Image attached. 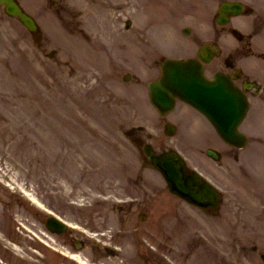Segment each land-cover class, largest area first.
Wrapping results in <instances>:
<instances>
[{"label": "rangeland", "instance_id": "1", "mask_svg": "<svg viewBox=\"0 0 264 264\" xmlns=\"http://www.w3.org/2000/svg\"><path fill=\"white\" fill-rule=\"evenodd\" d=\"M128 1L130 0H73L75 4L82 6L81 12H85L79 20L87 23L90 29L103 38L112 35V32L124 35L122 26L126 15L122 5ZM170 1L173 2L142 0L146 6L159 5L167 16L182 9L170 5ZM181 1L184 11L178 22L168 25L167 31L163 30L167 24L159 22L148 35L160 47L155 59L161 54H168L169 46L170 51H173L185 44L178 33L184 26H195L209 20L210 24L211 21L213 25L215 23V13L221 0ZM245 1L250 4L255 0ZM258 4L264 13V0H258ZM200 6L207 9L206 13ZM129 7V17L137 23L136 26L144 23L145 13L141 11L143 8ZM194 8L196 12L193 15L191 11ZM199 11L206 15L209 13L206 20L204 15L196 16ZM70 14L72 17L66 24L76 27L77 18L73 12ZM157 15H161V12ZM251 18L239 17L246 22ZM58 23L59 21L53 24V29L59 33L61 27ZM208 33L206 27H194V41L190 38L192 49ZM130 45L135 52L141 51V46L136 44L135 39H130ZM55 48L57 51H53ZM142 48L146 55L149 54L146 46ZM76 62L77 59L73 61L70 57L61 60V49L59 45L51 43V40L40 46L39 40L33 39L16 20L6 17L0 7V229L22 248L30 250L33 241L17 227L15 216L25 218L34 228H41L33 224L36 223V216L34 210H31L32 206L15 198L11 194L14 189L6 184L9 183L11 187L24 185L46 205L85 227L100 232L122 227L127 230V233L114 236L119 248L124 249L119 255L106 253L101 258H96L90 247L82 250L83 256L88 255V258L99 264H138L141 259L137 255L136 242L139 236L129 232L130 224L135 218L133 214L137 212V208H134L136 205L121 208L113 207L110 201L99 205H92L90 202L101 192L120 197L134 195L137 202H141V190L137 187L140 184L133 182L134 187H129V184L131 180L137 182V176L142 172L147 174L151 189L158 188L151 182V172L140 167L135 145L119 130V119L125 117L128 109L102 105V101L108 96V88L96 86V76L81 72ZM179 111L176 113L177 118H172L180 126L177 140L180 144H186L192 140L191 127ZM132 113L139 117L137 113ZM153 120L160 121L156 115ZM155 141L160 143L158 139ZM260 147L264 148V145ZM260 162L256 161V164L264 171V160L260 159ZM234 170L238 172L239 168L235 165ZM158 181L160 179L157 178L155 182ZM169 197L160 196L151 207H146L151 218L149 228H152L150 223L156 222L155 214L170 208V205L167 206V203H171ZM137 207L141 211V206ZM130 213L131 216H127ZM252 217L247 221L246 231L254 230L256 232L253 233L260 236L256 238L255 234V238L248 237V242L256 240L264 243V221L258 217L255 219L253 215ZM107 233L106 239L110 240L112 234ZM49 235L58 245H65L61 235L52 232ZM7 255L9 253L4 257ZM47 255L48 264H60L63 261L53 252ZM253 257L251 253L243 255L245 259H254ZM41 263L34 261L32 264Z\"/></svg>", "mask_w": 264, "mask_h": 264}, {"label": "water", "instance_id": "2", "mask_svg": "<svg viewBox=\"0 0 264 264\" xmlns=\"http://www.w3.org/2000/svg\"><path fill=\"white\" fill-rule=\"evenodd\" d=\"M184 72H185L184 70L177 69L176 73H184ZM171 75L174 77L173 73H171ZM189 77H190L189 79H187V78L185 79L186 82H179V83H177V85H175V87H177V89L180 91L181 90H183V91L188 90L189 92H191L190 97L192 99L197 100L201 106H206L208 103L205 101H202L204 99L205 95H204V92H203V89H202L200 83L197 81V77H194V75H190ZM223 129L226 131L232 132L234 130V124L231 122L225 121V125H224ZM168 165L173 166L172 162H168ZM168 173L170 176H174V177H177V175H178L177 173L172 172L171 170H169Z\"/></svg>", "mask_w": 264, "mask_h": 264}]
</instances>
